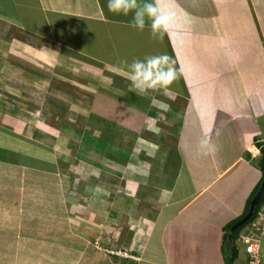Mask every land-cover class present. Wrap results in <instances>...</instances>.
I'll use <instances>...</instances> for the list:
<instances>
[{"label": "crops", "instance_id": "crops-1", "mask_svg": "<svg viewBox=\"0 0 264 264\" xmlns=\"http://www.w3.org/2000/svg\"><path fill=\"white\" fill-rule=\"evenodd\" d=\"M107 2L0 0V62L4 57L11 73L17 57L36 61L26 53L34 46L29 52L39 60L77 56L126 79L124 62L166 54L176 79L161 86L149 72L138 81L144 90L137 91L148 104L150 88L161 91L156 98L162 106L167 97L181 103L173 116L176 129L167 131V140L163 132L154 140L151 132L152 162L135 156L124 166L71 162L69 174L57 156L58 139L42 124L33 125L27 101L16 94L12 98V80L0 75V100L23 105L22 111L0 107V264H119L113 261L119 255L110 252L114 242H121L123 250L134 247L128 250L134 264H225V225L244 213L262 176L264 0H159V10L170 15L162 39L152 34L150 20L145 18L142 31L133 28L132 13L109 12ZM146 2L156 0H140ZM34 97L32 102L42 99ZM137 109V114L112 110L110 115L120 116L122 126L142 124L148 135L143 120L151 110L143 104ZM129 139L117 141L123 158L129 155L122 149ZM100 171L123 172L118 201H113L118 194L111 177ZM127 212L129 220L124 219ZM112 225L125 232L121 239L120 232L107 235ZM242 234L258 236L264 264V200L256 218L239 231L240 253L233 264H244ZM96 241L110 255L99 251ZM46 247L53 249L50 255Z\"/></svg>", "mask_w": 264, "mask_h": 264}, {"label": "rangeland", "instance_id": "rangeland-1", "mask_svg": "<svg viewBox=\"0 0 264 264\" xmlns=\"http://www.w3.org/2000/svg\"><path fill=\"white\" fill-rule=\"evenodd\" d=\"M34 45L37 44L34 43ZM30 49L34 50L37 49V47L31 46V48H26L27 55L29 54L36 59V61H30V59L28 60V58H26L24 63L23 60H20V57H17L15 64L11 66L13 70L11 73L5 70V61L7 60L2 56L4 60L1 59V61L4 62H0V75H4L6 78L12 80L13 84L10 86L8 85L12 91L10 93L12 98L15 96L13 94H16L19 98L22 99L24 97L27 101L24 104L26 106L25 108L32 113L33 125L39 127V125L42 124L43 128L47 129L49 136L56 137L60 142L63 148L58 147L57 156L64 164V172L69 174L73 173L70 167L71 162H121L124 166L125 162L131 161L132 156L137 158L141 157L143 162H152L153 159H155L152 155V152L155 151V147L147 143L149 140L148 138L151 136V132L155 133L154 136L152 135V139L154 138V140L163 136L164 133L167 140V131L169 132L176 129L175 125L177 118L173 116H177L180 113L177 106L181 103H175L171 100V97H167L165 102L163 101L166 103L165 106H162L160 100L156 98L157 94H160L161 91L157 88H150L152 89L149 93L151 101L148 104V101L146 102L147 99L145 100L144 97H141V99L139 98L137 91L139 89H135V86L130 80L124 79L118 74L120 73L119 71L110 70L109 67H104V65L97 62L88 63L72 55H60L53 57L52 60L50 57L44 56V60H39L37 55L29 52ZM13 76L16 77L15 80L12 79ZM25 83H28L27 85H32L29 87L30 89L28 86L24 85ZM140 86L144 89L142 84ZM9 87H3V89L7 90ZM34 96H41V101L32 102L35 98ZM102 101L106 102V104L104 103L106 107H104ZM140 104H143L146 108L151 110L147 117L144 116L143 120V126L146 125V130L148 131V129H150V134L148 135H144V128H140L142 124L140 126L139 123L135 129H133V127L131 128L130 124L129 127L122 126L121 120L123 119H120V116H114L113 118L112 115L116 111L120 114L121 112L125 114L126 111L128 113L137 114V108ZM17 105L19 106L17 107ZM21 106H23L21 102L19 104L12 99L0 100V107H3L5 111L9 108H16L15 111H22L23 109ZM100 110H105V112L101 113ZM112 110L115 111L110 115ZM69 122L71 123V131L70 128H68ZM123 128H127L125 132L126 135L123 133L124 131L122 132ZM64 131L66 132L64 133ZM123 136L124 138H126V136L133 138L132 141L129 139V142H125L127 145L122 148L124 151H128L129 154L127 156L124 155V158L121 157V155L123 156V154H121L122 151L118 149V147L121 146L117 144V141H120ZM171 138L169 136V139ZM100 141L102 142V146L99 143ZM137 144H140V146H137ZM162 151L164 150L160 151V155H164ZM170 154L172 155L169 162H173L175 159L174 150H172ZM108 158H111V160ZM75 166L76 163L74 167ZM80 170L83 171L85 169L81 167ZM78 172L77 170L75 174H78ZM100 172L111 177L110 186H112V190L117 191L118 194L117 198H114L113 201H118V197L122 192L120 189V181L124 178L123 172L118 174V176L114 174L111 175L104 171ZM87 173H90L88 169ZM141 205L137 206L136 211L138 214L141 212ZM113 212L116 213V210H113ZM130 217L131 214L129 213L127 216H124V219L129 220L131 219ZM116 218L118 217L116 216ZM119 232V237L121 239L124 231L121 233V230L116 229V227L112 225L111 231L107 235L117 237L116 234H119ZM100 235L103 238L101 233H99V236ZM88 240L89 243L94 242L92 238ZM114 243L112 255L119 254L120 258H113V261L134 264L133 260H135V258L128 253V250H132L134 247L124 245L126 250H123L121 249V242ZM95 246L99 251H105L106 253L110 251V249H106L104 245H99L97 241L95 242ZM43 249L45 255H50V252L53 250L47 247ZM120 252H122L121 255ZM123 253L126 256H123ZM108 254L110 255V253ZM95 264H102V262L97 260Z\"/></svg>", "mask_w": 264, "mask_h": 264}, {"label": "clouds", "instance_id": "clouds-1", "mask_svg": "<svg viewBox=\"0 0 264 264\" xmlns=\"http://www.w3.org/2000/svg\"><path fill=\"white\" fill-rule=\"evenodd\" d=\"M159 0L156 3H140V0H108L107 7L108 11L114 14H122L127 16L132 13V20L130 25L138 30H143L145 27V18L151 21L152 34L158 38L163 37V33L167 32L170 15L159 10ZM170 57L166 54L158 56H149L144 60L135 59L131 64H127L128 74L125 76L126 79L130 80L135 89L143 91L140 83L147 73H151V79L155 81V84L161 86L170 85L177 76V70L170 63ZM123 74V73H118ZM155 84L149 83V86H155ZM207 143V141H204ZM119 255V254H118ZM121 255V254H120ZM124 256V255H123Z\"/></svg>", "mask_w": 264, "mask_h": 264}, {"label": "trees", "instance_id": "trees-1", "mask_svg": "<svg viewBox=\"0 0 264 264\" xmlns=\"http://www.w3.org/2000/svg\"><path fill=\"white\" fill-rule=\"evenodd\" d=\"M261 154H262V158L260 160V168L262 171V176H261V179L259 181V184L255 187V189L253 190V192L249 196L244 213L241 216H239L238 218L230 221L228 224L225 225V228H224V230H225L224 238H223L224 246L222 247V250L224 253L225 264H233L234 263L235 259L238 256V252H239V247L236 244V239L239 237V231L243 227L250 224L256 218L257 213H258L259 208H260V205L264 200V189H263V192H262V195L260 197L258 206L256 207L253 214L247 220H245L243 223L236 225L237 222L239 220H241L245 216V214L247 213V211L249 209L250 201L253 198V196L255 195V193L257 192L260 183L264 179V147L261 148ZM228 238H229V240H228ZM119 264H126V263H119Z\"/></svg>", "mask_w": 264, "mask_h": 264}, {"label": "built area", "instance_id": "built-area-1", "mask_svg": "<svg viewBox=\"0 0 264 264\" xmlns=\"http://www.w3.org/2000/svg\"><path fill=\"white\" fill-rule=\"evenodd\" d=\"M243 263L263 264V259L259 251V239L257 235H241ZM113 252V251H110ZM122 252H120L121 254ZM240 253V252H239ZM118 254V253H117ZM126 256L124 253L122 254ZM242 258V257H241Z\"/></svg>", "mask_w": 264, "mask_h": 264}, {"label": "water", "instance_id": "water-1", "mask_svg": "<svg viewBox=\"0 0 264 264\" xmlns=\"http://www.w3.org/2000/svg\"><path fill=\"white\" fill-rule=\"evenodd\" d=\"M263 189H264V179L261 182L257 192L255 193V195L251 199L250 205H249V209H248L247 213L245 214V216L241 220H239L237 222L236 225H239V224L243 223L245 220H247L253 214V212L255 211L256 207L258 206V203H259L260 197L262 195ZM229 238H228V240H229Z\"/></svg>", "mask_w": 264, "mask_h": 264}]
</instances>
